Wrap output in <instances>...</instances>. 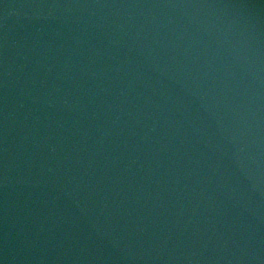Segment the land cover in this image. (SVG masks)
<instances>
[{
	"label": "water",
	"instance_id": "water-1",
	"mask_svg": "<svg viewBox=\"0 0 264 264\" xmlns=\"http://www.w3.org/2000/svg\"><path fill=\"white\" fill-rule=\"evenodd\" d=\"M0 264H264V0H0Z\"/></svg>",
	"mask_w": 264,
	"mask_h": 264
}]
</instances>
